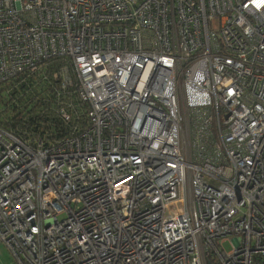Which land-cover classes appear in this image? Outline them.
<instances>
[{
    "label": "built area",
    "instance_id": "obj_1",
    "mask_svg": "<svg viewBox=\"0 0 264 264\" xmlns=\"http://www.w3.org/2000/svg\"><path fill=\"white\" fill-rule=\"evenodd\" d=\"M52 55L86 121L0 127L18 264H264V0H0V83Z\"/></svg>",
    "mask_w": 264,
    "mask_h": 264
},
{
    "label": "trees",
    "instance_id": "obj_2",
    "mask_svg": "<svg viewBox=\"0 0 264 264\" xmlns=\"http://www.w3.org/2000/svg\"><path fill=\"white\" fill-rule=\"evenodd\" d=\"M63 68L67 70L69 82L54 77ZM78 88L72 58L52 55L34 71H21L0 83V127L28 141L61 138L72 132L75 125L81 127L86 121L87 108ZM63 108L71 114V121H64L60 111Z\"/></svg>",
    "mask_w": 264,
    "mask_h": 264
},
{
    "label": "rangeland",
    "instance_id": "obj_3",
    "mask_svg": "<svg viewBox=\"0 0 264 264\" xmlns=\"http://www.w3.org/2000/svg\"><path fill=\"white\" fill-rule=\"evenodd\" d=\"M188 236L190 235L183 237V241L185 244L187 243L186 239L188 238ZM226 248L227 250H231V244L229 241L226 243ZM0 264H18L16 259L11 255V253L3 243H0Z\"/></svg>",
    "mask_w": 264,
    "mask_h": 264
},
{
    "label": "flooded vegetation",
    "instance_id": "obj_4",
    "mask_svg": "<svg viewBox=\"0 0 264 264\" xmlns=\"http://www.w3.org/2000/svg\"><path fill=\"white\" fill-rule=\"evenodd\" d=\"M245 84H246V86H247L249 89L253 90V87H254L255 84H256V80H255V79H251V78H246V79H245Z\"/></svg>",
    "mask_w": 264,
    "mask_h": 264
}]
</instances>
